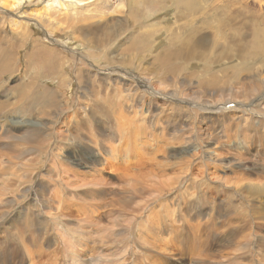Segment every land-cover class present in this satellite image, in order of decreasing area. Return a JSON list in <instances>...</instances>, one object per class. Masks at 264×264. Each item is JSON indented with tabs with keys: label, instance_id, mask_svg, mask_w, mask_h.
<instances>
[{
	"label": "rangeland",
	"instance_id": "1",
	"mask_svg": "<svg viewBox=\"0 0 264 264\" xmlns=\"http://www.w3.org/2000/svg\"><path fill=\"white\" fill-rule=\"evenodd\" d=\"M192 1V9H204L216 16L212 28H203L208 23L203 20L200 23L201 16L185 10L177 0H109V3L102 0L97 6L103 15L124 4V11L126 14L132 11L136 23L120 18L122 28L113 26L116 16L120 17L116 12L115 16L104 19L97 32L96 42L100 47L94 50L82 48L80 38L75 44L71 36L64 41L52 38L60 45L51 47L61 56L67 57L72 51L87 57L77 65L86 72L83 74L87 75V80L91 75L93 81L101 79L110 91L114 86L121 88L131 83L143 95L137 96L143 105L135 101L138 105L131 109L130 102L128 108L125 105L126 97L119 100L118 111H123L127 119L123 123L111 117L102 119L91 110L87 118L83 113L74 115L67 111L63 114L65 125L71 122L76 127L86 128L89 121L92 122L87 128L88 135L82 134L75 140L77 131H72L73 127L70 131L68 124L57 127L67 138L57 156H51L50 148L48 154L42 156L40 161L44 167L40 170H23L22 163L38 154L36 148L6 139L11 134H26L38 127L33 118L37 117L39 122L43 118L44 107L23 104L11 109L20 99V94L12 88L37 71L32 69L25 73L27 60H21L15 61L14 72L0 76V104H8L6 111H9L6 116L0 113V264H264V93L257 94L264 92V60L262 63L252 60L254 45L264 47V0ZM41 4L39 1L35 7L21 11H42ZM212 5L220 8L217 14L210 10ZM187 16L190 17L182 19ZM98 18L91 20L96 22ZM88 21L71 23L94 32ZM183 23H191L188 27L199 29V35L205 34L209 40L214 37L220 43L218 51L227 49L228 56L221 66L214 67L213 63L212 71L206 74L201 67L208 62L207 57L164 78L163 70L152 63L163 50L176 48L169 43L175 36L184 37L188 33V29L180 27ZM28 24L34 38L49 44L46 37L51 35L46 34L44 28L32 20ZM2 26L5 35L1 36L6 38L11 28L6 24ZM104 34L121 35L122 42L110 47L111 41L104 38ZM148 35L150 39L146 44L151 45L145 53L138 51L133 64L137 61L139 69L145 68L143 72L154 80L151 84L133 68L131 71L136 78L132 80L128 78L125 65H110L121 61L115 57L116 48L128 47L135 37ZM248 41L252 45H248ZM238 43L245 44L247 50ZM152 48L155 49L150 52ZM211 48L210 44L206 47L208 51ZM29 50L30 45H25L20 57L24 56L23 51ZM32 64L39 67L36 62ZM75 66L76 63L70 61L62 72L61 77L72 83V91L68 84L61 88L65 98H70L76 90L81 92L73 79ZM38 71L40 73L39 68ZM109 71L115 75L109 74L104 79L102 76ZM212 77L213 86L205 87L203 84ZM136 79L143 83L145 90L138 86ZM258 80L262 89L255 96L246 94ZM41 85L49 90L57 86L56 80L45 77L39 78V88ZM81 93L79 102H84L86 99ZM152 94L158 98L153 104L155 108L147 109L139 117L142 106L152 105L149 103ZM231 97L234 104L242 105L246 115L241 111L227 114L215 109L205 113L199 107L204 104L196 103V100ZM215 104L210 105L213 108ZM225 104L228 102L222 105ZM62 105H65L63 100ZM226 107L234 106L230 103ZM49 120L44 119L47 123ZM129 124L131 134H123ZM141 125L147 130H142ZM54 140L57 139L51 142ZM19 154L21 157L12 159L14 165L9 166L10 156ZM72 155L76 157L74 160ZM83 158L89 164L78 166L75 160L80 163L84 162ZM50 165L54 167L52 170L47 169ZM179 177L184 178L175 182ZM39 187L46 190L44 199L34 191ZM246 187L256 190L248 191ZM125 199L128 204L119 201ZM55 217L61 225L55 224Z\"/></svg>",
	"mask_w": 264,
	"mask_h": 264
},
{
	"label": "bare ground",
	"instance_id": "2",
	"mask_svg": "<svg viewBox=\"0 0 264 264\" xmlns=\"http://www.w3.org/2000/svg\"><path fill=\"white\" fill-rule=\"evenodd\" d=\"M39 1L42 2V4H41V7H43L42 11L33 10L29 13L21 11V9L23 10L26 7H30V6L35 7ZM100 1H102V0H0V11L6 13L8 15V16L4 15V14L2 15V13L0 12V14L3 16L2 20L0 21V76L10 75L12 72H14L15 71V68H14L15 61H21V60H23V61L27 60L26 64H24V66L27 68V70H25V73H26V71L29 72L32 69H36V71H37V73L33 77H31L30 79L28 78L26 80H23L21 83H18L19 85H16L12 88V91L16 92L15 90H17L16 93L20 94V99L17 102H15L14 104H12L11 109L12 108H19L20 105L22 106L23 104H26V105L28 104V107L30 105H35V107L39 106L40 109L44 107L45 111L43 112V115H42L43 118L48 119V120L50 118V120L47 123L46 121H44L43 118L41 119L42 122L41 121L39 122L37 120L38 118L35 117L33 119H34V122L38 123L37 124L38 127L31 129L30 131H27L26 134H22V136L21 135L15 136V135L11 134L9 137H6V139L11 141V142H14V141H17L18 143L22 142V143H25L26 145H28L30 147L33 146V148H36V151L38 154H36L35 158L34 157L33 158L31 157L29 159L27 158L25 163H22L23 164V170L33 171V170L42 169V167H44L43 166L44 164L40 161V159L42 158V156H44V154H46V155L48 154L49 148H50L51 156H57L58 155V152L61 151V149H62L61 144H62V146L64 145V142H65L67 137L62 135L61 133H59V131L57 130V127L60 129V127L62 125L66 126L68 124L66 127L69 129V131H70L71 127H73L72 131H77V133L73 137V139H75V140H78V138L82 134L88 135L87 128L92 124V122L89 121V124L86 128L76 127L71 122H68L65 125V123L63 122V120H64L63 114L66 113L67 111L72 112V113L74 112V115H77L78 113H83V115L85 114V116H83V117L87 118L88 114L90 113L89 110H91V112L95 111L96 113H98L102 117V119H104V117H105V119H107V117H111V118H114L118 121L121 120V123H123V122H126L127 119L125 118L123 111H118L119 103H120L119 100H122V98H124V100H125V97H126L125 105L128 108L127 104L130 102L131 103L130 107L132 109V108H135L138 105V103H140L139 102L140 100L137 98V96L140 95V97H143V95L139 94V92L135 89V87L131 83H129L127 85H123L121 88L118 86H114V87L110 88V89H112V91H110V90L106 89V87L103 85L104 82L101 79H100L101 81L99 80V82L93 81V76L91 75V77H88V80H87V77H85L86 74H83L84 71L82 72L83 68H79L77 66L78 61H80L83 58H87L83 55V53H81V52L75 53V52L70 51L69 55L67 57H65V56H61L58 52H54L55 51V50H53L54 48L51 47L52 44L53 45H60L57 40H56L57 42L52 41V38L55 37L56 39H59V40L63 39V41H64L65 39L70 38V36H71L72 37V43H74V44L78 41V38H80L81 46L84 49L85 48L86 49H93V50L98 49L97 46H99V45L96 42V39H97V32L99 31V29L101 27V23L103 22L104 19L108 18L109 16H112V15L115 16L116 13H118L120 15V17L116 16L117 19L113 21L112 25L117 26V28H122L121 22H123V20H121L120 18H125L126 22H127V20H133L134 24L136 23V21L134 20V15L131 14L132 11H130V14H126V12L124 11L125 10L124 4H123V6H121L119 8H114L112 10V13H110V14L107 13V14L103 15L102 11H99L100 8H98V6H97L100 3ZM106 1H107V3H109V0H106ZM177 2H178V4H180V6L184 7L185 10L189 11L190 13L194 12L195 16L200 15L201 18H198L200 23H201V20H203V22L205 21L206 23H208V24H206V26L204 25L205 27H203V28H205V29L212 28L211 23L216 19V16L213 15V13H212V15H210L209 14L210 12H208L204 9H201V10L192 9L190 7V6L194 5V2L192 0H177ZM219 9L220 8H218L217 5H212V7L210 8L211 11L212 10L216 11V14H217V11ZM26 15H28L30 17H27ZM10 16H11V18H10ZM135 16H137V15L135 14ZM94 17H99L96 20V22L91 20ZM189 17L190 16L183 17L182 19L185 20ZM238 17H239V15H238ZM180 19L181 18H177V20H180ZM206 19H210V20L206 21ZM30 20L36 22L40 26L41 29L44 28L43 30L46 32V34L48 33L52 36V37L51 36L46 37V40L49 42V44H46L44 41H42L36 37L34 38L31 35V27L28 24V22ZM75 20H82L84 22L86 20H89L87 23L89 24L90 28L94 27V32L92 31L93 29L90 31H85L83 28H81V29L77 28L76 24L71 23V21H75ZM194 20H195V18H193L192 22ZM1 23L3 25L6 24L7 27L11 28L9 35L6 38L2 37L5 35L4 34L5 29ZM79 24H82V23H79ZM106 24H108V25L110 24L108 22V19L106 21ZM190 24L183 23L180 26L181 28L188 29V33L184 37L183 36H175L174 37L175 39H173L172 42H169L171 45H176V48L171 47L167 51L163 50L162 53H159V57H157L158 59L156 60V62L153 61V63H152L153 66L157 64V68L159 70H163L162 75H164L163 76L164 78L166 77L165 75H169V74L175 75L181 68H184L188 65H194V63H196V60L199 61V63H200V61L205 57L208 58V62L203 63V65H202L203 67H201V69H202L203 73L206 74L209 70L212 71L210 66L213 63H214V67L215 66H221L223 59L227 58V56H228V53L226 51L227 49L218 51V50H220V43L218 42V40H215V38L213 36H212L213 38L209 40V38H207V36L205 34L199 35L200 30L199 29H193L192 27H188ZM218 28L221 29L220 26ZM11 30H12V33H11ZM254 31H256V30H254ZM258 33L261 34L262 32L258 31ZM76 34L78 36H77V38H74L75 37L74 35H76ZM260 34H255V35L258 37ZM239 35L241 36V34H239ZM119 36H121V35H117V36H115V35L109 36L108 34L103 35L104 38L111 41L110 47H115V46L120 44V41L122 42V38H119ZM257 37H255V38H257ZM149 39H150V35L145 36V37H139V38L135 37L134 42L130 43V45L128 47H124V48L120 47V48H118V50L116 48L115 50L117 51V55H115V57L119 58L121 61H120V63H112L110 65L123 64L122 67H124V65H125L124 68H127L130 71L133 68L136 72L141 73L143 76H146V74L143 72V71H145V68H143V70L139 69L140 64L137 61L135 62V64H133V62H134L133 60H135V58H138V55H139L138 51L139 50H141L142 53H145V51L148 50L147 47L151 44H146V43L148 42ZM244 39H245V37H244ZM118 40H119V43H118ZM127 40H129V38H127ZM196 40L198 42H196ZM104 41L105 40L103 39V42ZM246 42H247V40H246ZM61 43L63 44V42H61ZM242 43H243V41H242ZM258 43H256V44H258ZM28 44L31 47V51L30 50L28 52L23 51L22 55H24V56L20 57V54H21L20 52H22V50H25V45H28ZM178 44H179V47H178ZM209 44L212 45V48L210 51H208L206 49V47ZM249 44L250 43L248 41V45ZM242 45L243 44H241V46ZM246 45H247V43H246ZM250 45H252V44H250ZM244 47H246V46H244ZM254 47L256 49L254 50V54L252 53L253 54L252 60H255L256 62H258V61L261 62L262 60H264V56H263L264 47H261V46L256 47V45H254ZM154 49L155 48H152L150 50V52H153ZM246 50H247V47H246ZM248 50H250V49H248ZM240 51H243V50L241 49ZM247 54H249V53L247 52ZM56 55L59 57L57 58ZM213 56L217 59H215ZM70 61H73V63L74 62L76 63V66H75L76 69H75V71H73V73H74L73 79L75 80V84L77 85V87L81 88L80 91L82 93L75 89L76 92L74 95L70 94V98H65V96H63V93L61 91V88L65 87V85L66 86L69 85L68 88L72 91V85H71L72 83H70V80H68L67 78L65 79L64 76L63 77H61V76H62V72L64 71V69L68 68ZM243 61H245V60L243 59ZM243 61H242V63H243ZM34 62H36L37 66H39L38 68L40 70V73H39L37 67L32 66L33 65L32 63H34ZM98 62L100 63V60ZM107 62H110V61H107ZM80 67H82V66L80 65ZM261 67H263V66L261 65ZM261 67H259V68H261ZM118 68H120V67H118ZM128 70H126L129 73L128 78H131L132 80L135 79L136 77L133 75L134 72L132 73V71L129 72ZM43 71H44V73H43ZM113 72H114V70H113ZM113 72L106 73L102 77L104 79H106L107 78L106 76H108L109 74L111 76L115 75V74H113ZM84 73H86V72H84ZM257 74L259 77L260 71ZM96 76H98V75H96ZM43 77H45L47 79L51 78L53 81L56 80L57 86L53 87L52 90H49L48 88H45L42 85H41L42 88L41 87L39 88V86H38L39 78L42 79ZM57 77L61 78L60 81L57 79ZM115 77L117 78L119 76L116 75ZM257 79L255 78V80H257ZM136 80L138 81V86L141 89L145 90L143 83L139 79H136ZM146 80H148L150 82V84H151V82H154V80H152L149 76L147 77ZM166 81H167V78H166ZM241 82H242V80H241ZM213 83H214V78L212 77L210 80L205 82L203 85L208 88V87H212ZM241 84H243V83H241ZM260 85H261V81L258 80L257 84L249 87V89H248L249 91L246 94H248L249 96H253V95L255 96V94L260 89H262V87H263V85H261V86ZM204 86H202V87H204ZM160 87H162V86H160ZM160 87L158 86V88H160ZM253 87H255V88L251 92L250 90ZM22 88H24V89L22 90ZM64 89H66V88H64ZM154 91H156V90H154ZM262 91L260 93H257V94L264 93ZM156 92H158L160 94L159 91H156ZM79 93L83 94V97L86 99L84 102H79V96H78ZM99 94H100V96H99ZM173 94L178 95V94H175V92H173ZM152 95L153 96L149 100V103L152 105L148 106V108H145L146 106H142L141 110H140L142 113H141V116H139V117H142V114L147 109H148V111H150L151 108H155V105H153V104L157 103L158 98L154 94H152ZM174 95H172V96H174ZM117 96L119 97L118 99H117ZM185 96H186V94H185ZM58 98H60V100H58ZM133 98L135 100H133ZM168 99L171 100L172 98L168 97ZM200 99H202V98H200ZM233 99L234 98L231 97L228 99L220 98L219 100H215V101H213V100H196V103L204 104V105H199V107H200V110L205 111V113H209V111L212 109H215L216 111L226 112L227 114H229V113L235 114L238 111H241L243 113L245 111V109H241L242 105L240 106L238 104H234L236 102H234ZM62 100L65 103L64 106L63 105L60 106ZM135 101H137L138 103L136 102V104H135ZM226 102H228V104L222 105L223 103H226ZM142 103L143 102H141L140 105H143ZM215 103L216 104L220 103V105H216ZM230 103H233L234 107L232 109H227L226 106L229 105ZM210 104H215L216 106L214 105V107L212 108V105H210ZM84 105H85V108H84ZM126 107H125V109H126ZM6 108H8V104H5V103L0 104V113L3 114L4 116H6L9 112V111H6ZM254 108L252 109L253 111H254ZM34 110L37 112L36 108ZM128 111L131 112L129 109H128ZM152 111H153V109H152ZM191 113H194V112H191ZM243 114L246 115V112ZM223 115H225V114H220L219 116L223 117ZM31 116H34V115L31 114ZM215 116H217V115H215ZM202 120H203V118H202ZM150 124H151V121H150ZM130 126H131V124H129V126H126V127H128V129L123 131L122 133L126 134V132H127L128 134H131L130 129H129ZM92 127H93V125H92ZM139 127L142 128V130H147V128H145V126H143V125H141ZM53 138L57 139V140H54L51 142V140ZM104 145H106V147H109L108 144H104ZM171 145H170V147H172ZM13 146H15V144H13ZM5 149H7V150L11 149L12 151H16L12 148H5ZM21 155L22 154L10 156V158L8 157L9 158L8 162L10 163L9 166L14 165V160L11 161L12 159L19 158V157H21ZM71 158H72V160H74L76 157L72 155ZM83 160H84V162L83 161L80 162L82 164L79 163V160H75V161L78 162V166L80 165V166L85 167V166H87V164H89V161L88 160L86 161V159H84V158H83ZM53 168H54L53 165L47 166V169L52 170ZM255 174H257V173H255ZM182 178H184V177H179L177 179L178 181L176 180L175 182H179V181L181 182ZM246 186H247V184H246ZM263 188H264V185H263ZM246 189L248 191L256 190V189H251L250 187H246ZM34 191L37 193V195L40 197V199H44L46 190L44 191V189H41V187H39L38 189H36ZM11 192H12V190L8 193H11ZM119 201H121L122 203L127 202L126 199L124 201H122V200H119ZM126 204H128V202ZM43 205H45V204H43ZM47 207H48V205H47ZM53 221L55 222L56 225L59 226L60 223L57 222V221H59L58 218L55 217L53 219ZM25 247L27 248V246H25ZM74 259H76V258H74ZM72 264H74V263H72ZM76 264H78V263L76 262Z\"/></svg>",
	"mask_w": 264,
	"mask_h": 264
}]
</instances>
